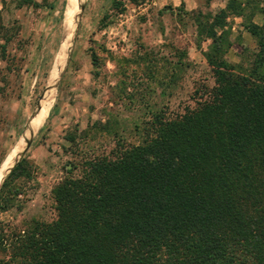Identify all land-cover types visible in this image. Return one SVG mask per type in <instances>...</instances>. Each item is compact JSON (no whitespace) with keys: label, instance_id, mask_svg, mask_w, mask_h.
Wrapping results in <instances>:
<instances>
[{"label":"trees","instance_id":"obj_1","mask_svg":"<svg viewBox=\"0 0 264 264\" xmlns=\"http://www.w3.org/2000/svg\"><path fill=\"white\" fill-rule=\"evenodd\" d=\"M247 4L263 18L244 26L257 47L249 67L222 53L227 16L245 9L230 0L198 22L214 86L181 115L155 113L139 144L65 177L52 190L53 221L0 225V264H264V0ZM31 176L24 157L0 188V214Z\"/></svg>","mask_w":264,"mask_h":264},{"label":"rangeland","instance_id":"obj_2","mask_svg":"<svg viewBox=\"0 0 264 264\" xmlns=\"http://www.w3.org/2000/svg\"><path fill=\"white\" fill-rule=\"evenodd\" d=\"M3 1L0 45L3 38L12 40L0 57V161L39 114L67 5V0H34L38 7H18L22 0ZM228 1L80 0L63 78L23 156L32 176L15 182L19 195L0 214V225L53 221L52 190L65 177H78L86 160L113 157L121 147L139 144L155 113L172 118L194 108L200 94L214 86L205 59L210 41L198 35V22H210ZM237 1L245 9L241 17L227 16L222 53L244 71L257 51L244 26L250 20L261 25L263 18L255 4L246 6L250 0Z\"/></svg>","mask_w":264,"mask_h":264},{"label":"bare ground","instance_id":"obj_3","mask_svg":"<svg viewBox=\"0 0 264 264\" xmlns=\"http://www.w3.org/2000/svg\"><path fill=\"white\" fill-rule=\"evenodd\" d=\"M80 0H67L66 11L63 19L64 36L61 42V48L58 52L55 67L51 76V80L48 81L46 90L43 93V100L39 108V114L30 121L27 128H25L24 136L17 141L16 145L12 149L9 155L3 160L0 165V186L3 180L6 178L10 170L14 167L15 163L19 160L22 153L26 150L29 142L31 143L35 135L41 128L42 124L47 118V113L51 103L54 101L57 86L60 80V76L65 68L66 61L71 52L73 31L75 23L77 21ZM63 78V77H62ZM39 105V104H38ZM31 129V131H30ZM9 177V176H8ZM6 181V180H5ZM4 183V182H3Z\"/></svg>","mask_w":264,"mask_h":264},{"label":"water","instance_id":"obj_4","mask_svg":"<svg viewBox=\"0 0 264 264\" xmlns=\"http://www.w3.org/2000/svg\"><path fill=\"white\" fill-rule=\"evenodd\" d=\"M83 9H84V4L81 6V8H80V11H81V13H82V11H83ZM75 34H76V32H75ZM71 53V52H70ZM69 57H70V54H69ZM69 57H68V59H67V61H66V65H65V68H64V70H63V72H62V74H61V76H60V79H61V77H62V75H63V73H64V71H65V69H66V66H67V64H68V60H69ZM41 100V99H40ZM38 108V107H37ZM25 131V130H24ZM24 131H23V133L21 134L22 136H24ZM30 131H31V129H30ZM30 142H29V144H28V146H27V148H26V150L22 153V155L20 156V158H19V160L15 163V165H14V167L18 164V162L23 158V156L25 155V153H26V151L28 150V148L30 147ZM14 167L10 170V172L8 173V175L6 176V178L9 176V174L11 173V171L14 169ZM5 178V179H6ZM5 179L3 180V182L5 181ZM3 182H2V184H3ZM2 184H1V186H2ZM1 186H0V188H1Z\"/></svg>","mask_w":264,"mask_h":264}]
</instances>
